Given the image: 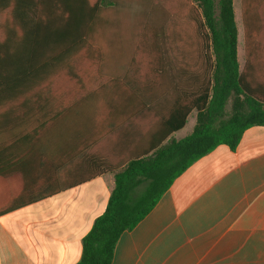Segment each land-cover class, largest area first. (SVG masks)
<instances>
[{
	"label": "crops",
	"instance_id": "0c3cea01",
	"mask_svg": "<svg viewBox=\"0 0 264 264\" xmlns=\"http://www.w3.org/2000/svg\"><path fill=\"white\" fill-rule=\"evenodd\" d=\"M86 1L91 7L100 2ZM261 4L247 0V6ZM233 5L244 36V0ZM115 6L116 0L101 5L88 38L101 13ZM11 24L12 6L0 9V40ZM84 50L87 59L102 60L99 49L84 46L48 79L61 72L77 79ZM135 63L111 86L86 96L72 116L68 110L49 116L48 140L42 137L48 129L40 133L48 121L31 128L19 109L12 111L11 129L10 102L0 95V264H77L117 172L193 133L196 109L181 129L169 130L182 116L186 88L178 85L174 97L154 96L153 78L167 68ZM30 131L29 143H14ZM112 264H264V126L247 129L235 151L219 145L184 171L144 219L121 235Z\"/></svg>",
	"mask_w": 264,
	"mask_h": 264
},
{
	"label": "trees",
	"instance_id": "16d2710c",
	"mask_svg": "<svg viewBox=\"0 0 264 264\" xmlns=\"http://www.w3.org/2000/svg\"><path fill=\"white\" fill-rule=\"evenodd\" d=\"M194 1L199 10L195 30L208 74L199 82L198 90L186 89L182 116L169 123V130L181 129L192 109L198 112L195 129L183 140L172 139L117 172L105 211L82 240L77 264H112L121 235L144 219L184 171L219 145L235 151L247 129L264 126V56H260L256 44L257 27L261 26L255 16L247 15L251 7L244 0V28L250 50L241 68L233 0ZM102 4L106 5V0L93 7L86 0H0V9L12 6L13 17V24L7 26L0 40V95L10 102L11 129L16 120L12 111L16 109L23 112L25 121L35 113L46 112L45 97L33 98L38 83L87 46ZM21 96L27 99L15 105ZM32 133L14 143L26 145Z\"/></svg>",
	"mask_w": 264,
	"mask_h": 264
},
{
	"label": "rangeland",
	"instance_id": "374dc122",
	"mask_svg": "<svg viewBox=\"0 0 264 264\" xmlns=\"http://www.w3.org/2000/svg\"><path fill=\"white\" fill-rule=\"evenodd\" d=\"M262 2L259 6H249L251 11L247 13L249 18L250 15L257 18L262 29L257 27L256 35L260 56H264V0ZM197 13L199 10L194 0H116L115 7L101 13L87 44L89 48L99 49L102 60L87 59L88 52L84 50L85 57L78 66L77 79L61 72L41 84L33 98L45 97L48 115L40 121H37L38 117L26 120V125L32 128L34 123L40 127L48 121L40 131L48 129L42 136L48 140V132L52 130L49 126L53 124L49 116L59 112L62 117L67 110L72 116L75 109L85 105L86 96L96 93L104 84L111 86L112 80L132 68L129 66L134 62L146 68L162 60L161 65L167 68L163 75L153 78L154 96L174 97L178 85L179 90L182 85L190 92L197 90L199 82L208 74L202 64L201 39L195 30ZM238 15V59L242 66L250 49ZM156 44L159 45L157 48ZM149 80L150 76L146 82Z\"/></svg>",
	"mask_w": 264,
	"mask_h": 264
}]
</instances>
